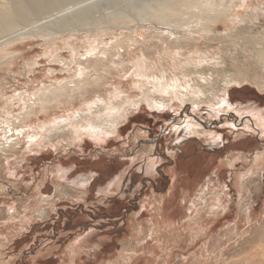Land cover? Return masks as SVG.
Listing matches in <instances>:
<instances>
[{
  "label": "rangeland",
  "instance_id": "1",
  "mask_svg": "<svg viewBox=\"0 0 264 264\" xmlns=\"http://www.w3.org/2000/svg\"><path fill=\"white\" fill-rule=\"evenodd\" d=\"M101 1L66 3L0 36V264H264L251 258L264 247V91L234 85L231 107L216 113V105L179 100L163 110L131 107L107 136L76 119L102 99L140 98L141 50L125 55L124 69L86 98L72 102L48 91L79 80L77 60L92 43L143 42L147 33L171 30L192 35L227 64L260 72L237 33L263 37L264 12H253L264 1L231 11L223 9L227 0H116L97 8ZM186 1L207 20L203 35L156 23V12ZM93 6L90 18L72 20L67 31L58 26L69 12L66 18ZM234 13L259 18L254 30L232 25ZM153 44L147 54L160 62ZM231 65L226 73L236 70ZM66 118L75 127L52 142L48 135L63 132L58 124Z\"/></svg>",
  "mask_w": 264,
  "mask_h": 264
},
{
  "label": "bare ground",
  "instance_id": "2",
  "mask_svg": "<svg viewBox=\"0 0 264 264\" xmlns=\"http://www.w3.org/2000/svg\"><path fill=\"white\" fill-rule=\"evenodd\" d=\"M75 1L79 0H0V36L2 33L12 31L16 25L19 26L20 24L22 26H27L37 18L43 17L47 12L53 9L56 10V8H61L66 3H75ZM115 1L116 0H103L98 6H95L99 8L111 5ZM209 1L213 2L214 0ZM189 2L190 1H186L183 4L181 3L177 7L172 4L167 7L165 6L164 8L166 10L156 12L154 17L156 23L174 30L188 25L189 27L195 28V34L203 35L208 30L205 22L207 20L200 17V19H198L197 14L191 12L192 7ZM258 2H262V0H227V3L223 5L225 7L223 9L231 11L234 6H237L238 9H247ZM64 6L66 8L68 5ZM96 7H88L83 10L80 9L81 11L77 13L74 12L75 14H73L71 18H66L70 12L67 15L64 14L66 19L64 18L60 20L59 23L57 22L58 26L65 29V27L70 26L69 23L74 19L85 20L88 16V18H90V14ZM181 7L184 8L182 9ZM259 11L264 12V4L260 7V10L253 12V14L255 13L258 15ZM196 18L198 20L195 21ZM40 20L41 19H39V21ZM257 20H259V18H254L251 14L249 16L240 15L237 17L235 13L232 14L229 19L232 25L242 24V28H251V31L254 30L253 26ZM52 24H49L50 26L48 25L49 28H51ZM65 30L67 31V29ZM164 30L165 29H163L162 32H164ZM53 31L56 32L54 28ZM42 33L51 34L50 32ZM237 34L239 35L237 44L240 45L245 52H248L246 58L250 57L251 60L254 59L259 62L261 66L260 72L257 71V67L259 66L256 67L251 65L256 67V69L250 73V67L243 69L240 67L239 62L231 61V66L235 67L236 70L226 73L224 70L227 69L230 64H227L219 53L214 52L210 54L206 51L203 52L196 45V38L191 37L192 35L187 36L180 32L177 34L171 30L167 34L158 32H153L152 34L147 33L144 38L146 40L143 39V42L139 38L125 36L122 40H116L106 45H100L99 43L93 45L92 43L90 51L85 54L86 59L77 60L79 66L77 76L79 80L64 83L55 91L52 89L48 91L55 97L68 98V100L72 102L77 99L86 98L98 88L102 89L107 87L106 85L109 84V78L115 74V71L120 70V68L124 69V67L121 66L124 62L128 61L126 56L141 50V53H139L142 59L138 61L135 60L139 68L140 98L138 100H133L130 97H126L122 100V103L114 102L113 99H109L112 102L106 101L105 99H102V103H98V101L93 102L96 106L94 107V105L89 104L85 116H81L82 112H80L78 114L80 118L78 117L76 119V124L84 126V121L87 123L85 127L87 126V130L91 133L97 136H107L116 131L119 124L134 111L133 109L135 107H141L145 104L151 109L163 110L174 100H179L181 103L191 101L197 107L202 104L209 105L210 107L216 105L217 108L213 109L216 113V110L222 111L225 106H227V108L231 107L232 104L227 101V98L229 89L234 85L251 83L257 86L261 91H264V42H260L261 39L264 41V31L263 37L260 40L258 39L259 37H241L240 35H244L243 29ZM137 35L139 34L137 33ZM152 44L155 49H159L157 55L161 56L158 57L159 59L162 58L161 61L165 64L160 60H158L160 62H153L154 58L152 59V57L147 54L149 46ZM120 48H123L124 51L120 52ZM174 59L175 61L171 65L176 69L172 70L166 65L165 60H170L169 63H172ZM255 62L253 61V63ZM160 65H162L164 69H161ZM220 65L223 66L221 70L219 69ZM210 71H212L213 74H208ZM253 112L260 119L263 118L262 114H258L254 110ZM66 120L68 123L62 121L63 124H58L59 127L63 129V132L48 135L52 142L54 140L59 141L60 139H65L64 137L68 134V131L65 130L67 126L75 127L69 118H66ZM195 125H191L194 129L189 125L192 129L190 132L196 134L202 133L200 130L196 129ZM262 125L264 126L263 121ZM50 129L52 128L46 130ZM218 141L219 140H215L213 142L217 143ZM2 155L3 154L0 152V157H2ZM255 250L251 258H259L260 261H264V247H257ZM244 261L247 263L248 259H244Z\"/></svg>",
  "mask_w": 264,
  "mask_h": 264
}]
</instances>
